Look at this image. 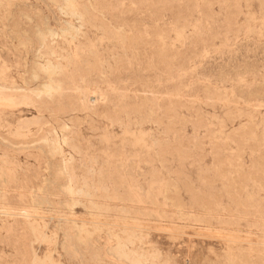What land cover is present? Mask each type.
I'll list each match as a JSON object with an SVG mask.
<instances>
[{"label": "rangeland", "instance_id": "obj_1", "mask_svg": "<svg viewBox=\"0 0 264 264\" xmlns=\"http://www.w3.org/2000/svg\"><path fill=\"white\" fill-rule=\"evenodd\" d=\"M0 88V264H264V0H0Z\"/></svg>", "mask_w": 264, "mask_h": 264}, {"label": "bare ground", "instance_id": "obj_2", "mask_svg": "<svg viewBox=\"0 0 264 264\" xmlns=\"http://www.w3.org/2000/svg\"><path fill=\"white\" fill-rule=\"evenodd\" d=\"M71 6H72V4H71ZM71 6H70V7H71ZM72 8H73V7H72ZM73 9H74V8H73ZM120 14H121V13H120ZM123 14H124V13H123ZM153 14H154V13H153ZM153 14H152V15H153ZM121 18H122V17H121ZM125 19H126V18H125ZM121 21H122V20H121ZM121 21H119V23H120ZM123 21H125V20L123 19ZM123 21H122V22H123ZM113 23H114V22H113ZM126 23H127V25L129 24V22H127V20H126ZM115 24H116V23H115ZM120 24H121V23H120ZM122 24H123V23H122ZM130 24H131V23H130ZM130 24H129V25H130ZM108 25H109V24H108ZM113 25H114V24H113ZM113 25H111V26L113 27ZM125 25H126V24H125ZM123 26H124V25H123ZM132 26H134V24H133ZM118 27H119V26H118ZM140 27H141V26H140ZM140 27H139V30H140ZM73 28H74V27H73ZM73 28H71V29H73ZM133 28H134V27H133ZM137 28H138V25H137ZM74 29H75V28H74ZM74 29H73V30H74ZM111 29H112V28H111ZM143 29H144V28H143ZM137 30H138V29H137ZM112 31H113V30H112ZM134 32H135V31H134ZM140 33H141V31H140ZM144 33H145V32H144ZM39 34H40V33H39ZM36 37L38 38L37 35H36ZM40 37H41V36H40ZM42 37H43V36H42ZM39 39H40V38H39ZM41 40H43V38H41ZM31 41H32V39H31ZM44 41H45V39H44ZM39 42H40V41H39ZM146 42H148V41L146 40ZM40 43H41V42H40ZM44 43H45V42H44ZM160 43H161V42H160ZM36 44H37V43H36ZM41 45H42V44H41ZM43 45H44V44H43ZM158 45H159V44H158ZM58 46H59V45H58ZM152 46H153V44H152ZM41 47H43V46H41ZM164 48H165V47H164ZM38 49H39V48H38ZM50 49H51V48H50ZM140 49H141V48H140ZM33 50H34V49H33ZM35 50H36V49H35ZM137 50H138V49H137ZM137 50H136V51H137ZM38 51L40 52L41 49L38 50ZM140 51H141V50H140ZM158 51H161V50L158 49ZM158 51H157V52H158ZM167 51H168V50H167ZM28 52H29V51H28ZM51 52H52V51H51ZM142 52H144V51H142ZM157 52H155V53L157 54ZM165 52H166V51H165ZM29 53H30V52H29ZM34 53H35V52H34ZM132 53H133V52H132ZM135 53H136V52H135ZM36 54H39V53H36ZM41 54H43V53H41ZM48 54H49V52H48ZM51 54H52V53H51ZM55 54H56V53H55ZM125 54H127V53H125ZM140 54H141V52H140ZM43 55L45 56L46 54H43ZM73 55H74V54H73ZM77 55H78V54H77ZM136 55H138V54H136ZM141 55H142V54H141ZM33 56H34V55H33ZM36 56H37V55H36ZM36 56H35V57H36ZM44 56H43V57H44ZM49 56H50V55H49ZM156 56H157V55H156ZM38 57H40V56H38ZM55 57H57V56H55ZM97 57H98V56H97ZM125 57H126V56H125ZM141 57H142V56H141ZM157 57H158V56H157ZM40 58H41V57H40ZM47 58H48V57H47ZM70 58H72V55H71ZM73 58H74V57H73ZM73 58H72V59H73ZM75 58H76V57H75ZM78 58H80V57H78ZM120 58H121V57H120ZM138 58H140V57H138ZM150 58H151V57H150ZM169 58H170V57H169ZM171 58H172V57H171ZM51 59H52V58H51ZM58 59H59V58H58ZM58 59H57V60H58ZM67 59H69V58H67ZM80 59H81V58H80ZM123 59H124V58H123ZM127 59H128V58H127ZM134 59H135V58H134ZM155 59H157V58H155ZM45 60H46V58H45ZM47 60H48V59H47ZM75 60H76V59H75ZM84 60H85V59H84ZM124 60H126V58H125ZM124 60H122V61H124ZM130 60H131V59H130ZM170 60H171V59H170ZM31 61H32V60H31ZM34 61H36V60H34ZM34 61H33V62H34ZM52 61H53V63L50 62V61L48 60L47 63H46V64H48V65L44 64V65H46V67H44V68H40L39 65H37L40 69H42L43 72H41L40 69H39V70H40L41 73H38L39 71H38V72L35 71V73L33 74V78L31 77V74H30V76L27 75L28 77H31L32 79L30 78L31 80H29V81H27V80L25 79V80L27 81V85H26L25 87H22V86H20V87H22V89L24 88L23 90L33 91V92H32V95H33L34 92L36 93V91H38L39 94H41L40 92L43 91V90H45V91L48 90V91H49L50 89L55 88V86H58V87H59V86L61 85L60 83H62L61 80L63 79V74H64V73L66 74L65 69H66L67 66H66L65 69H64L63 65L61 66V64H60V63H61L60 61H59L60 63H58V62H57V63H54V60H52ZM69 61H70V60H68V62H69ZM86 61H87V60H86ZM86 61H85V62H86ZM132 61H133V60H132ZM154 61H155V60H154ZM156 61H158V60H156ZM156 61H155V63H156ZM162 61H164V60H162ZM38 62H39V61H38ZM75 62H76V61H75ZM89 62H90V61H89ZM120 62H121V60H120ZM128 62H130V61H128ZM133 62H134V61H133ZM158 62H159V61H158ZM158 62H157V63H158ZM39 63H40V62H39ZM115 63H116V62H115ZM117 63H118V62H117ZM121 63H122V62H121ZM125 63H126V62H125ZM125 63H124V64H125ZM140 63H141V62H140ZM157 63H156V64H157ZM162 63H163V62H162ZM165 63H166V62H165ZM169 63H170V61H169ZM31 64H34V63H31ZM36 64H37V63H36ZM77 64H78V63H77ZM129 64H130V63H129ZM132 64H134V66L136 65L135 63H132ZM44 65H43V66H44ZM67 65L69 66V64H67ZM89 65H90V63H89ZM95 65H96V63H95ZM98 65H99V62H98ZM101 65H102V64H101ZM109 65H110V64H109ZM117 65L119 66V64H117ZM117 65H116V66H117ZM138 65H139V64H138ZM24 66H25V65H24ZM158 66H159V64H158ZM35 67H36V65H35ZM35 67H32V68H35ZM41 67H42V64H41ZM88 67H89V66H88ZM102 67H104V65H103ZM111 67H112V66H111ZM135 67H136V69L138 68V66H135ZM162 67L164 68V65H163ZM167 67H168V66H167ZM67 68H68V67H67ZM96 68H97V67H96ZM96 68H95V69H96ZM104 68H105V67H104ZM104 68H103V69H104ZM21 69H22V68H21ZM35 69H36V68H35ZM86 69H87V68H86ZM91 69H92V68H91ZM95 69H94V70H95ZM165 69H166V67H165ZM170 69H172V68H170ZM25 70H27V69H25ZM29 70H30V69H29ZM104 70H105V69H104ZM20 71H21V70H20ZM30 71H32V70H30ZM30 71H29V72H30ZM33 71H34V69H33ZM33 71H32V72H33ZM70 71H72V70H70ZM87 71H88V70H87ZM87 71H86V73H88ZM131 71H132V70H131ZM166 71H167V70H166ZM105 72H106V71H105ZM111 72H112V70H111ZM111 72H110V73H111ZM132 72L134 73V69H133ZM132 72H131V73H132ZM170 72H171V71H170ZM20 73H21V72H20ZM89 73H90V71H89ZM113 73H114V71H113ZM116 73H117V72H116ZM133 73H132V74H133ZM168 73H169V72H168ZM22 74H23V72H22ZM27 74H29V73H27ZM67 74H68V73H67ZM67 74H66V75H67ZM99 74H100V73H99ZM102 74H103V73H102ZM135 74H136V70H135ZM147 74H148V73H147ZM149 74H150V73H149ZM170 74H172V73H170ZM25 75H26V73L23 74V76H25ZM70 75H72V73H70ZM84 75H86V74H84ZM87 75H88V74H87ZM87 75H86V76H87ZM108 75H109V74H108ZM110 75L113 76L112 74H110ZM114 75H115V73H114ZM117 75H118V74H117ZM117 75H116V76H117ZM136 75H138V74H136ZM136 75H135V76H136ZM86 76H85V77H86ZM92 76H93V75H92ZM98 76H99V75H98ZM105 76H106V75H105ZM111 76H110V77H111ZM116 76H115V77H116ZM123 76H125V75L123 74ZM127 76H129V75L127 74L126 77H127ZM135 76H134V77H135ZM144 76H146V75H144ZM147 76H148V75H147ZM150 76H151V75H150ZM150 76H149V77H150ZM152 76H153V75H152ZM152 76H151V77H152ZM78 77H80L79 74H78ZM82 77H83V76H82ZM82 77H81V78H82ZM108 77H109V76H108ZM118 77H119V76H118ZM118 77H117V78H118ZM134 77H132V78H134ZM140 77H141V73H140V75H139V78H140ZM18 78H19V77H18ZM25 78H26V77H25ZM65 78H66V76H65ZM75 78H76V77H75ZM75 78H74V79H75ZM81 78H80V80H81ZM92 78H93V77H92ZM94 78H95V77H94ZM94 78H93V79H94ZM99 78H100V77H99ZM137 78H138V77H137ZM137 78H136V79H137ZM76 79H77V78H76ZM88 79H89V78H88ZM88 79H87V80H88ZM100 79H101V78H100ZM105 79H106V78H105ZM107 79H108V78H107ZM107 79L105 80L106 83H107ZM111 79L113 80V79H115V78H111ZM122 79H123V77H122ZM143 79H144V78H143ZM78 80H79V79H78ZM94 80H97V81H98V79H96V78H95ZM138 80H139V79H138ZM138 80H137V81H138ZM69 81H70V80H69ZM91 81H92V80H91ZM114 81H115V80H114ZM137 81H136V82H137ZM139 81H141V80H139ZM154 81H155V80H154ZM13 82H14V81H13ZM67 82H68V81H66V83H67ZM70 82H71V81H70ZM73 82H74V81H72L71 83H73ZM78 82H79V81H78ZM88 82H90V80H89ZM99 82H101V80H100ZM103 82H104V81H103ZM109 82H110V81H109ZM136 82H135V83H136ZM143 82H144V81H143ZM147 82H148V81H147ZM149 82H150V81H149ZM15 83H16V82H15ZM23 83H25V82L23 81ZM64 83H65V81L63 82L62 87H63V86H66V85H64ZM80 83H81V82H80ZM94 83L96 84V82H94ZM94 83H93V84H94ZM110 83H111V82H110ZM113 83H114V82H113ZM115 83H116V82H115ZM118 83H119V80H118ZM137 83H138V82H137ZM168 83H170V81H169ZM168 83H167V85H168ZM76 84H77V83H76ZM101 84H102V83H101ZM138 84H139V83H138ZM144 84H145V82H144ZM171 84H172V80H171ZM17 85H18V84H16V86H17ZM108 85H109V84H108ZM108 85H107V86H108ZM121 85H122V84H121ZM136 85H137V84H136ZM146 85H147V84H146ZM167 85H166V86H167ZM13 86H14V84H13ZM76 86H77L76 88H78V85H76ZM118 86H120V85H118ZM122 86H123V85H122ZM126 86H127V85H126ZM137 86H140V85H137ZM14 87H15V86H14ZM14 87H13V88H14ZM58 87H57V88H58ZM67 87H69V86H67ZM67 87H65V88H67ZM71 87H73V86L71 85ZM71 87H69V89H71ZM169 87H170V85H169ZM9 88H10V87H9ZM73 88H74V87H73ZM73 88L71 89L72 91H70V92H72V93H73V92H79V91H82V90H83V89H82V90L80 89L79 91H78V90L74 91ZM83 88H84V87H83ZM138 88H139V87H138ZM149 88H151V87H149ZM157 88L160 89L159 87H157ZM0 89L2 90L3 88H0ZM7 89H8V88H7ZM67 89H68V88H67ZM78 89H79V88H78ZM89 89H90V88H89ZM97 89H98V88H97ZM125 89H126V88H125ZM135 89H136V87H135ZM147 89H148V87H147ZM169 89H170V88H169ZM15 90H16V88H15ZM15 90L13 91L14 93H15ZM20 90H21V89H20ZM23 90H22V91H23ZM105 90H106V89H105ZM114 90H115V89H114ZM137 90H138V89H137ZM148 90H149V89H148ZM154 90H155V89H154ZM164 90H165V89H164ZM22 91H21V92H22ZM51 91H52V90H51ZM51 91H50V92H51ZM53 91H54V90H53ZM53 91H52V92H53ZM55 91H58V90H55ZM55 91H54V92H55ZM60 91H61V93H62V89H60ZM63 91H64V89H63ZM65 91H66V89H65ZM85 91H86V89H85ZM117 91L119 92L120 90H117ZM140 91H141V90H140ZM2 92H3V91H2ZM4 92H5V90H4ZM16 92H17V91H16ZM19 92H20V91L18 90V93H19ZM43 92H44V91H43ZM43 92H42V93H43ZM52 92H51V93H52ZM151 92H152V91H151ZM51 93H50V94H51ZM65 93H66V92H65ZM99 93H101V92H99ZM99 93H98V94H99ZM145 93H146V92H145ZM1 94H2V93H1ZM8 94H10V93H8ZM11 94H12V93H11ZM21 94H22V93H21ZM28 94H30V93H28ZM36 94H38V93H36ZM43 94H44V93H43ZM47 94H48V93H47V91H46V95H47ZM52 94H53V93H52ZM59 94H60V93H59ZM66 94H68V93H66ZM73 94H74V93H73ZM81 94H82V93H81ZM3 95H4V93H3ZM48 95H49V94H48ZM57 95H58V93H57ZM57 95H56V96H57ZM63 95H65V94L63 93ZM92 95H93V94H92ZM95 95H96V94H95ZM103 95H104V94H103ZM118 95H119V94H118ZM10 96H11V95H10ZM22 96H23L24 98H26V95H24V93H23ZM28 96L31 98L30 95H28ZM36 96H39V95H35V97H36ZM41 96H42V95H41ZM41 96L39 97L40 99H41ZM60 96H62V95H60ZM84 96H85V95H84ZM98 96H99V95H98ZM113 96H114V95H113ZM141 96H142V95H141ZM168 96H169V95H168ZM2 97H3V96H2ZM35 97L32 96V98H35ZM42 97H44V96H42ZM58 97H59V95H58ZM58 97H57V98H58ZM67 97H68V96H67ZM95 97H96V96H95ZM107 97H109V96H107ZM107 97H106V99H107ZM115 97L118 98L117 96H115ZM130 97H131V96H130ZM133 97H134V96H133ZM136 97H137V96L135 95V100L137 99ZM170 97H171V96H170ZM0 98H1V96H0ZM3 98H4V97H3ZM3 98H2V99H3ZM20 98L23 99V98L21 97V95H20ZM48 98H51V100H53L52 97H48ZM60 98H61V97H60ZM63 98H64V97H63ZM65 98H66V96H65ZM76 98H78V96H77ZM76 98H74V99H76ZM82 98H83V97H82ZM98 98H101V96L98 97ZM98 98H97V99H98ZM102 98H104V96H102ZM128 98H129V97H128ZM139 98H141V97H139ZM148 98H149V97H148ZM148 98L146 97L145 99H147V100L149 101ZM4 99H5V98H4ZM27 99H28V97H27ZM35 99H36V98H35ZM37 99H38V97H37ZM43 99H44V98H43ZM45 99H47V96H46ZM45 99H44L43 101H45ZM125 99H126V98H124V100H125ZM131 99H134V98H131ZM141 99H142V98H141ZM166 99H168V97H167ZM23 100H24V99H23ZM29 100H31V99H29ZM33 100H34V99H33ZM57 100H58V99H57ZM99 100H101V99H99ZM111 100H112V98H111ZM113 100L116 101L115 99H113ZM119 100H120V99H119ZM128 100H129V99H128ZM152 100H153V99H152ZM168 100H169V99H168ZM5 101H6V100H4V102H5ZM7 101H9V99H7ZM10 101H12V100H10ZM10 101H9V102H10ZM15 101H17L18 103H25V102H19L18 99H16ZM21 101H22V100H21ZM26 101H27V100H26ZM34 101H35V100H34ZM89 101H90V100H89ZM104 101H105V100H104ZM106 101H108V100H106ZM141 101H143V100H141ZM145 101H146V100H145ZM145 101H144V102H145ZM148 101H146V102L148 103ZM170 101H171V100H170ZM170 101H168L167 103H170ZM2 102H3V101H2ZM12 102H13V101H12ZM36 102H38V101H36ZM45 102H46V101H45ZM48 102H49V101H48ZM48 102H47V103H48ZM52 102H53V101H52ZM52 102H51V103H52ZM54 102H55V100H54ZM54 102H53V103H54ZM59 102H60V101H59ZM59 102H58V103H59ZM66 102H67V101H66ZM85 102H86V101H85ZM87 102H88V101H87ZM98 102H100V101L97 100V103H98ZM116 102H117V101H116ZM128 102H129V101H128ZM128 102L126 103V105H129V103L132 102V101H130L129 103H128ZM149 102H150V101H149ZM0 103H1V99H0ZM5 103H7V102H5ZM13 103H14V102H13ZM28 103H29V102H28ZM28 103H27V104H28ZM38 103H39V102H38ZM47 103H46V104L44 103V106H47ZM51 103H50L49 106L53 107L54 105L52 106ZM73 103H74V102H73ZM75 103H76V102H75ZM113 103H115V102H113ZM118 103H119V102H117V105L120 106V104H118ZM123 103H125V101H124ZM123 103L121 104V107H120V108H121V111H123V110H122V108H123V107H122ZM137 103H139V102H137ZM147 103H146V104H147ZM2 104L4 105V103H2ZM2 104H1V105H2ZM16 104H17V103H16ZM29 104H30V103H29ZM34 104H35V103H34ZM48 104H49V103H48ZM65 104H66V103H65ZM90 104H91V103H90ZM95 104H96V103H95ZM101 104H102V103H101ZM108 104H109V102H108ZM132 104H133V103H132ZM140 104H142V106H143L144 103L141 102ZM146 104H144V105H146ZM40 105H42V103H41ZM40 105H39V106L36 105V106L39 108V107H41ZM67 105L70 106L71 104H67ZM72 105H73V104H72ZM92 105H94V104H92ZM96 105H99V103L96 104ZM110 105H112L111 102H110ZM110 105H109V107H110ZM134 105H137V106H138L139 104L134 103ZM167 105H168V104H167ZM44 106L42 105V107H44ZM49 106H47V107H49ZM69 106H68V107H69ZM106 106H107V105H106ZM115 106H116V105H115ZM115 106H114V107H115ZM123 106L126 107L125 105H123ZM168 106H170V104H169ZM65 107L67 108V106H65ZM75 107H76V106H75ZM75 107H74V108H75ZM102 107H103V104H102ZM128 107H129V106H128ZM130 107H131V106H130ZM138 107H139V106H138ZM138 107H137V108H138ZM171 107H172V106H171ZM45 108H46V107H45ZM55 108H57V107H55ZM63 108H64V107H63ZM92 108H93V107H92ZM97 108H98V107H97ZM99 108H100V106H99ZM107 108H108V107H107ZM112 108H113V107H112ZM112 108H111V109H112ZM116 108H117V107H116ZM126 108H127V107H126ZM135 108H136V107H135ZM141 108H142V107H141ZM41 109H42V108H41ZM43 109H44V108H43ZM43 109H42V110H43ZM47 109L50 110V108H47ZM47 109H46V111H49V110H47ZM72 109H73V108H71V110H72ZM104 109H105V108L103 107V110H104ZM108 109L110 110V108H108ZM108 109H107V111H106L105 113H107V112L109 111ZM114 109H115V108H114ZM133 109H134V108H133ZM145 109H146V108H145ZM169 109H170V108H169ZM52 110H53V109H52ZM68 110H70V108L67 109V111H68ZM71 110H70V111H71ZM96 110H97V109H96ZM101 110H102V109H101ZM118 110H120V109H118ZM124 110H125V108H124ZM129 110H130V109H129ZM139 110H140V109H139ZM139 110H138V113H139ZM143 110H144V109H143ZM38 111L40 112L41 110L38 109ZM43 111H45V110H43ZM43 111H41V112H43ZM50 111H51V110H50ZM59 111H60V109H59ZM61 111L63 112V110H61ZM64 111H65V109H64ZM98 111H100V110H98ZM130 111H131V110H130ZM145 111H146V110H145ZM151 111H152V110H151ZM151 111H150V112H151ZM154 111H155V110H154ZM41 112H40V113H41ZM55 112H57V111L55 110ZM62 112H61V113H62ZM72 112H73V111H72ZM103 112H104V111H103ZM111 112H112V111H110L109 113H111ZM113 112H114V111H113ZM143 112H144V111H143ZM58 113H59V112H58ZM69 113H70V112H69ZM101 113H102V112H101ZM105 113H104V114H105ZM116 113H117V112L114 113V116H115ZM118 113H119V112H118ZM124 113H125V112H124ZM64 114H66V113H64ZM107 114H108V113H107ZM112 114H113V113H112ZM120 114H121V113H120ZM120 114H119V115H120ZM43 115H44V114H43ZM61 115H63V114H61ZM108 115H110V114H108ZM116 116H117V115H116ZM111 117H113V116L111 115ZM117 117H118V116H117ZM120 117H121V116H120ZM42 118H43V116H42ZM45 118H46V117H45ZM45 120H46V119H45ZM45 120H44V121H45ZM40 121H41V123L43 122V124L46 123V122H48L47 120H46V122H44V121H42V120H40ZM40 121H39V122H40ZM39 122H38V123H39ZM41 123H40V124H41ZM28 125H29V124H28ZM28 125L26 124V126H28ZM37 125H38V124H37ZM64 125L66 126V124H64ZM48 128H50V129L52 128V129H53L52 126H51V127H48ZM29 129H30V128H29ZM29 129H28V130H29ZM38 129L41 130V132H42V129H44V128H42V129H41V128H38ZM35 130H36V129H35ZM44 130H45V129H44ZM37 131H38V130H37ZM37 131H36V132H37ZM53 131H54V130H53ZM53 131L51 130V132H53ZM28 132H29V131H28ZM28 132H27V133H28ZM38 132H39V131H38ZM41 132H39V133H40V136H41ZM51 132H49L50 135H52ZM54 132H55V131H54ZM57 132H58V131H57ZM57 132H56V133H57ZM29 133H30V132H29ZM31 133H32V132H31ZM33 133H34V132H33ZM43 133H44V132H43ZM43 133H42V134H43ZM46 133H47V132H45V133L43 134V137H45V138H46ZM19 134H20V133H19ZM35 134L39 135L38 133H35ZM35 134H34V135H35ZM25 135H26V134H25ZM31 135H32V134H31ZM34 135H32V136H34ZM44 135H45V136H44ZM54 135L56 136V135H58V134H54ZM35 136H36V135H35ZM35 136H34V138H36V139L39 137V136H37V137H35ZM47 136H49V135L47 134ZM62 136L65 137L66 135H62ZM41 137H42V136H41ZM43 137H42V138H43ZM57 137H59V135L56 136V140H57ZM63 137H62V138H63ZM45 138H44V139H45ZM54 138H55V137H54ZM32 139H33V137H32ZM36 139H35V142H36ZM44 139H42V140H44ZM47 139H48V137H47ZM47 139H46V140H47ZM65 139H66V138H65ZM39 140H40V139H39ZM39 140H38V141H39ZM42 140H40V141H42ZM53 140H55V139H53ZM59 140H60V139H59ZM66 140H67V139H66ZM28 142H29V141H28ZM31 142H32V141H31ZM42 142H44L42 145H43V146H46L47 142H50V139H49V141L47 140V142H46L45 140L42 141ZM45 142H46V144H45ZM59 142H60V141H59ZM59 142H58V140H57V142H55V143H59ZM64 142H65V140H64ZM51 143L55 144L54 141H53V142L51 141ZM44 144H45V145H44ZM47 145H48V144H47ZM50 145H52V144H50ZM60 145H61V144H60ZM62 145H63V144H62ZM62 145L60 146V147H61V150L63 149V148H62ZM43 146H42V147H43ZM48 146H49V145H48ZM57 146L59 147L58 144H56L55 147H57ZM50 147L53 149L54 145H53V147H52V146H50ZM55 147H54V148H55ZM60 147H59V148H60ZM46 148H47V146H46ZM48 148H49V147H48ZM48 148H47V149H48ZM52 149H51V150H52ZM45 150H46V149H45ZM51 150H50V152H51ZM56 150H57V151H56ZM52 151H54V150H52ZM43 152H44V151H43ZM45 152H47V151H45ZM50 152H49V153H50ZM54 152H55V153H56V152H60V153H62V151H60V149H59V150H58V149H55ZM54 152H53V153H54ZM47 153H48V152H47ZM47 153H46V154H47ZM55 153H54V154H55ZM48 155H49V154H48ZM48 155H47V157H48ZM51 157H52V156H51ZM57 157H59V156H57ZM61 158H62V157H61ZM51 159H52V158H51ZM53 159H55V157H54ZM52 161H54V160H52ZM58 161H59V159H58ZM58 161H56V163H57ZM54 162H55V161H54ZM54 162H53V164H51V165H54ZM49 163H50V161H49ZM59 163H60V161H59ZM63 163H64V160H63ZM67 163H68V162H67ZM57 164H58V163H57ZM64 164H66V163H64ZM55 165H56V164H55ZM61 165H62V160H61ZM69 165H70V164H69ZM59 166H60V165H59ZM66 166H67V164H66ZM66 166H65V167H66ZM52 167L55 168L56 166H55V167L52 166ZM61 167H62V166H61ZM61 167H60V168H61ZM65 167H64V168H65ZM68 167H69V166H68ZM62 169H63V167L61 168V170H62ZM69 169H70V168H69ZM65 170H66V169H65ZM59 172H60V171H59ZM62 172H63V171H62ZM65 173H66V171H65ZM67 173H68V172H67ZM68 181H69V180H68ZM70 181H71V178H70ZM70 184H71V183H70ZM70 184H69V185H70ZM71 186H72V185H70V187H71ZM71 191L73 192V189H71ZM27 217H28V216H27ZM76 221H77V220H76ZM80 221H81V220H80ZM33 222H35V221H33ZM29 223H30V222H29ZM31 224H32V222H31ZM81 224H82V223H81ZM27 225H28L29 227H30V226L32 227V225H29V224H27ZM34 225H35V223H34ZM68 225H69V224H68ZM70 225H72V224H70ZM70 225H69V227H71ZM85 225H86V223H85ZM39 226H40V225H39V223H38V227H39ZM41 226H42V225H41ZM77 226H78V224H77ZM83 226H84V225H83ZM73 227H76V226H73ZM80 227H81V226H80ZM84 227H85V226H84ZM84 227H83V228H84ZM33 228H34V226H33ZM41 228H42V227H40V229H41ZM67 228H68V227H67ZM30 229H32V228H29V230H30ZM38 229H39V228H38ZM69 229H70V228H69ZM77 229H78V228H77ZM77 229H75V230H77ZM86 229H87V228H86ZM33 230H34V229H33ZM33 230H32V232H33ZM66 230H68V229H66ZM66 230H65V231H66ZM80 230H81V229H80ZM36 231H37V230H36ZM69 231H70V230H69ZM78 231H79V230H78ZM38 232H41V231L39 230ZM67 232H68V231H67ZM67 232H66V234H68ZM75 232H76V231H75ZM79 232H80V231H79ZM86 232H87V231H86ZM69 233H70V232H69ZM73 233H74V232H73ZM77 234H78V233H77ZM81 234H82V231H81ZM82 235H83V234H82ZM80 237H81V236H80ZM122 248H123V247H122ZM121 251H123V250H121ZM124 251H125V250H124ZM51 260H52V259H51ZM75 260H80V259H75ZM55 264H56V263H55Z\"/></svg>", "mask_w": 264, "mask_h": 264}]
</instances>
